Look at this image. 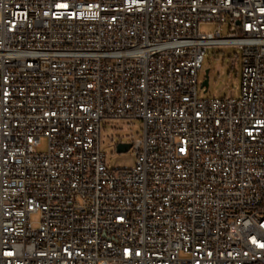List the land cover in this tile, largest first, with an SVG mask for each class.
Returning <instances> with one entry per match:
<instances>
[{
	"label": "built area",
	"instance_id": "2783aa9c",
	"mask_svg": "<svg viewBox=\"0 0 264 264\" xmlns=\"http://www.w3.org/2000/svg\"><path fill=\"white\" fill-rule=\"evenodd\" d=\"M222 46L241 94L199 98ZM0 264H264V0H0Z\"/></svg>",
	"mask_w": 264,
	"mask_h": 264
},
{
	"label": "rangeland",
	"instance_id": "374dc122",
	"mask_svg": "<svg viewBox=\"0 0 264 264\" xmlns=\"http://www.w3.org/2000/svg\"><path fill=\"white\" fill-rule=\"evenodd\" d=\"M217 25L202 23L198 27L201 34L212 33ZM227 30L223 28L222 36H226ZM205 71H208V87L206 91L200 88L204 80ZM241 53L232 46L210 47L204 57L202 69L198 74V97L205 98H238L241 94ZM100 131V143L105 154L109 169L130 168L134 165V157L130 150L117 152L118 143H129L132 138L141 134V122L138 120L111 119L102 122ZM41 149L46 150L45 139L41 140ZM38 221V216H32L33 224Z\"/></svg>",
	"mask_w": 264,
	"mask_h": 264
},
{
	"label": "water",
	"instance_id": "95a60500",
	"mask_svg": "<svg viewBox=\"0 0 264 264\" xmlns=\"http://www.w3.org/2000/svg\"><path fill=\"white\" fill-rule=\"evenodd\" d=\"M208 87V71H205V76H204V80L202 81L200 88H204L206 91ZM130 148V144H118L116 151L117 152H127Z\"/></svg>",
	"mask_w": 264,
	"mask_h": 264
}]
</instances>
